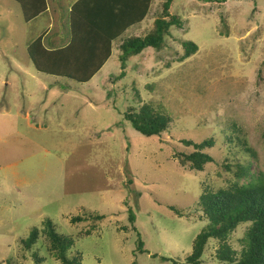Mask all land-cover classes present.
Here are the masks:
<instances>
[{
  "label": "rangeland",
  "instance_id": "374dc122",
  "mask_svg": "<svg viewBox=\"0 0 264 264\" xmlns=\"http://www.w3.org/2000/svg\"><path fill=\"white\" fill-rule=\"evenodd\" d=\"M162 2L152 0L146 20L122 39L147 33ZM56 3L44 0L47 11L29 19L22 1L0 0V264H61L44 233L48 218L74 240L69 255L80 252L81 264H190L208 222L201 193L233 181L224 163L244 161L246 146L264 177V0H174L169 12L182 25L170 28L161 51L148 48L123 68L117 39L87 82L33 65L30 46L43 29L42 46L72 41L75 1H58L60 17L51 14ZM59 29L65 32L53 39ZM184 40L199 49L179 61ZM142 103L173 118L167 131L146 136L125 119ZM209 138L215 144L204 151L214 160L203 171L181 162L194 151L183 140ZM74 216L84 220L73 223ZM35 227L39 239L27 250L23 240ZM241 227L230 241L238 252ZM217 247L206 246L202 264H220L210 257Z\"/></svg>",
  "mask_w": 264,
  "mask_h": 264
},
{
  "label": "trees",
  "instance_id": "16d2710c",
  "mask_svg": "<svg viewBox=\"0 0 264 264\" xmlns=\"http://www.w3.org/2000/svg\"><path fill=\"white\" fill-rule=\"evenodd\" d=\"M19 1L28 7L27 10L31 13L29 19L47 11L46 8L43 12L44 0H36L35 3L33 0ZM173 1L162 2L161 16L154 20L153 27L147 33L123 39L119 48L123 68L129 58L140 55L148 48L161 51L166 46L165 36L169 34L170 28L182 25L181 19L169 12ZM151 2L152 0H78L69 11V32L73 35L72 41L55 48L42 46L41 38L34 41L30 46L34 67L37 71L71 78L77 82L89 81L110 57L113 39L126 27L141 21L148 13ZM182 45L184 53L179 61L194 55L199 49L198 44L191 40H184ZM124 117L137 131L146 136L162 134L168 130L173 120L167 113L150 103H142L137 109L128 108ZM235 125L233 123L229 127L235 128ZM183 141L186 146L194 148L189 154H181V162L189 164L191 169L203 171L205 165L214 160L204 151L215 144L213 138L200 142L193 139ZM244 149L248 153L244 161L224 163L225 169L232 173L233 181L230 186L216 192L205 187L200 195L203 217L208 222L193 240L192 253L187 257L190 264L203 263L205 248L207 245L209 247V244L218 246L210 257H215L220 264H264V177L258 167L254 168L257 153L246 146ZM172 209L176 210L174 207ZM176 212L183 215L181 211ZM134 216L130 210L129 220L132 223ZM82 217L74 216L71 221H83ZM91 218L97 221L103 219L104 215L94 214ZM242 225L243 236L238 238L242 248L238 252L230 241ZM91 229L85 231L86 235L92 232ZM44 233L49 238V249L61 264H81L83 258L80 252L74 256L69 255L74 240L58 234L50 218L45 220ZM39 235L38 228L31 230L29 236L23 240L27 250L37 243ZM138 236V249L144 252L139 232ZM162 259L169 261L171 258L163 256ZM41 261L43 258H37L36 264Z\"/></svg>",
  "mask_w": 264,
  "mask_h": 264
},
{
  "label": "crops",
  "instance_id": "0c3cea01",
  "mask_svg": "<svg viewBox=\"0 0 264 264\" xmlns=\"http://www.w3.org/2000/svg\"><path fill=\"white\" fill-rule=\"evenodd\" d=\"M52 1V0H51ZM54 1H56L57 3H56V11L55 12H51V14H56L58 17H60L61 15H62V13H61V8H60V3H58V1H60V0H54ZM75 1V3L78 1V0H74ZM74 3V4H75ZM73 7V6H72ZM72 7H69V10H68V12L72 9ZM69 16H70V14H69ZM146 16V18H147V15H145ZM145 16L143 17V19L141 20V21H139V22H141V23H143L145 20H146V18H145ZM54 20H52L51 22H53ZM61 22V24H64L63 23V20H61L60 21ZM69 22H70V17H69V19H68V21H67V23L69 24ZM139 22H137V23H135V24H132V25H130V26H128V27H126V29L118 36V37H116L115 39H113V41H112V50H111V55H110V57L108 58V60L111 58V56L113 55V53H114V50L115 49H113L114 47H113V42L115 41V40H117V39H119V43L121 44L122 43V41H123V39H122V35L126 32V31H128V30H130V29H132L133 27H135V26H137V25H140L141 23H139ZM44 31V32H43ZM43 33H42V36H41V39H43V37L44 36H47L48 34H49V29H43ZM65 32V30L63 29V30H61V29H59V32H58V34H55V35H53L52 36V38L54 39V37L56 38V39H60L61 38V33H64ZM134 36V35H133ZM129 37H131V36H129ZM46 47V46H45ZM50 47H53L52 45H50V46H48V48H50ZM117 47L118 48H120V45L118 44L117 45ZM108 60L106 61V63L108 62ZM105 63V64H106ZM105 66V65H104ZM103 66V67H104ZM103 67H101V69L100 70H102L103 69Z\"/></svg>",
  "mask_w": 264,
  "mask_h": 264
}]
</instances>
